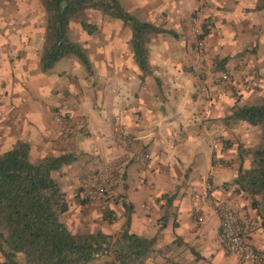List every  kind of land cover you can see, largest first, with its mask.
<instances>
[{"label":"crops","instance_id":"1","mask_svg":"<svg viewBox=\"0 0 264 264\" xmlns=\"http://www.w3.org/2000/svg\"><path fill=\"white\" fill-rule=\"evenodd\" d=\"M255 1L125 0V9L119 0L138 20L170 29L175 38L184 33L186 40L177 47L161 44L167 34L151 36L147 44L151 75L142 80L125 43L115 46L103 41L96 47L95 59L89 60L93 76L87 72L82 76L84 68L78 72L80 64L69 56L58 60L67 63V69L54 73L52 67L43 73L37 52L35 64L16 67L22 75L31 69L37 76L34 99L28 107L9 102V120L0 122V140L9 146L0 152L20 140L28 144L31 159L73 153L74 161L51 174L73 207L81 206L69 198L82 196L85 174L103 163L113 164L114 185L100 204L112 211L115 220L108 223L98 213L97 227L105 234L119 232L124 222L122 204H129L128 232L154 239L143 264H152L150 255L164 248L154 264H247L220 245L217 204L233 208L247 243L264 249V227L248 200L230 184L240 165L249 166L248 159H239L230 137H236L237 122L247 125L228 118L232 105L252 103L264 95V50L257 54L258 48H264V10H254ZM192 15L204 33L200 63L183 26ZM12 51L16 62L25 63L24 52L19 54L18 47ZM224 56L223 69H215L214 58ZM10 58L1 56L0 62L4 59L8 64ZM7 69H12L10 63ZM222 74L227 81L219 84ZM234 86L240 90L236 97ZM57 113L70 115L72 135L58 129ZM10 128L14 131L8 135ZM122 132L148 152L147 160L129 159L117 141ZM224 159L226 167L221 165ZM168 249L171 255L165 253Z\"/></svg>","mask_w":264,"mask_h":264},{"label":"trees","instance_id":"2","mask_svg":"<svg viewBox=\"0 0 264 264\" xmlns=\"http://www.w3.org/2000/svg\"><path fill=\"white\" fill-rule=\"evenodd\" d=\"M44 13V44L38 54L39 70L47 73L65 56H73L87 73L90 61L84 47L70 39L71 21L85 11L98 12L123 24L129 31L126 44L139 71V79L151 75L147 44L153 35L170 34L151 22L140 21L121 7L119 0H36ZM254 10H264V0H256ZM78 26L85 34L95 32L97 26L86 18H80ZM204 35V33H203ZM227 56L215 62V69L222 70ZM157 81V80H156ZM233 121L245 122L258 129L254 146H237L239 159L249 160V166L241 165L231 179L233 190L248 200L255 211L259 225L264 227V99L252 103L236 104L228 116ZM226 142V141H225ZM75 160L73 153L57 156L45 155L31 159L26 142L16 140L0 152V256L2 264H87L109 251L110 234L71 232L61 221L70 204L52 172ZM79 204L91 201L87 196ZM170 200V197L167 198ZM124 222L120 227L113 250L117 264H143L153 249V238L129 233V204H122ZM102 219L110 223L113 213L105 208ZM167 264H175L167 262Z\"/></svg>","mask_w":264,"mask_h":264},{"label":"rangeland","instance_id":"3","mask_svg":"<svg viewBox=\"0 0 264 264\" xmlns=\"http://www.w3.org/2000/svg\"><path fill=\"white\" fill-rule=\"evenodd\" d=\"M121 4L125 9H128L126 7L127 3L125 2V0H121ZM80 18H86L96 24L97 29L93 34L87 35L85 34V32L80 30L77 22ZM115 21L117 20L110 18L108 16H104L98 12L85 11L81 13L79 16H76L71 21L68 34L71 40L77 41L84 47L88 59L93 61L96 55V47L98 45H101L103 41L106 42L108 45H115V46L120 45L122 43L126 44V39L128 37L125 31L126 29L123 26V24L119 21L117 22L122 24L121 26H123V28H121L120 26L115 27L114 26ZM183 26L187 30L185 26V21H183ZM101 30L103 34L101 33ZM122 38H123V42L122 41L120 42ZM44 39H45L44 13L42 12L36 0H0V58L1 56L4 57L9 56V58L11 56L9 63L11 64L12 67V69L8 70L7 68L9 63L7 64V62L4 59L2 63L0 62L1 63L0 122L1 121L6 122L7 120H9L8 118L10 115L9 110L10 107L12 106V104L9 102H14L15 106L16 105L21 106L23 104L24 106L28 107L31 105L32 103L31 100L34 99V97H32V94L34 93L33 89H34V85L36 84L35 81H37V76H35V74L33 76V71L31 69H29L28 71L26 69L24 71L25 72L24 75H22V73L19 72V70H16V67L20 65L27 67L29 63L35 64V56H37V52L38 53L40 52L41 47L45 41ZM185 40H186V35L184 33L182 35H179L177 38L167 34L166 36H164V39L161 41V44L162 45L168 44L170 46L179 47L184 43ZM212 40H216V38L213 37ZM189 44L191 45V47H193L192 39H190ZM14 47H18L19 54L24 52L25 63L16 62L15 60L16 57H12L14 53L10 55L11 54L10 52L14 50ZM204 47H205V41L202 49L203 53H204ZM260 48H258L257 54H260L261 50L263 52L264 48L263 47ZM25 51H30V52L33 51V53H31L32 56L31 54H29L30 52L26 53ZM69 57L75 60L73 56H69ZM214 62H217L216 58H214ZM61 63L62 62L60 61L59 63L55 64L52 70L50 71L51 72L53 71L54 73H60L62 70L67 69V63L66 64L65 63L61 64ZM80 66L81 67L78 72L82 71L83 66L81 64ZM92 72L93 71L89 73V76H93ZM13 73L15 76L12 75ZM74 73L76 77H80L77 74V71H75ZM194 73L199 74V71H195ZM16 74L19 75L16 76ZM83 74L87 76L85 69H84V73H82V76ZM258 76L260 77L259 73ZM13 84H19L20 86L17 85L18 88L14 89L15 86L13 87ZM226 84L225 86H227ZM235 88L236 87L234 86L232 89L234 97H236L238 94L237 92L240 91L238 89L236 90ZM15 91L19 93L16 94ZM260 99H264V95L262 96V98H259V100ZM247 103H243V104H247ZM17 109H18L17 111L20 110V108ZM234 128L237 130V132H235L236 137L232 135L230 136L231 140L234 141L233 142L234 146L251 147L256 144L258 140L257 128L255 127L252 128L249 127L248 125H245L244 123H238V122L234 125ZM13 131L14 128L8 129L7 130V133L9 132L8 135H11ZM241 139L246 140L245 142L246 145L244 142H241ZM5 146L8 147L9 142L4 141L3 139L0 140V151ZM225 162H227V159H224V161H222L221 164L222 167L223 166L226 167ZM81 198L83 197L79 196L78 194H75L71 196L69 200L79 205L78 200H81ZM80 205L81 206L73 207L70 204L68 210L60 215L61 221H63V223L71 232L84 233V232L97 231L98 230L97 224L99 222V216H97V214L101 213L102 215L103 210L105 208H102L103 205H101L100 203L94 202L92 200L90 203L87 202L85 204H80ZM112 218L113 220H115V216ZM117 235L118 233L116 232L110 234V240H109L110 247L108 248L109 251H107L102 256L98 257L99 259H96V261L92 260L87 264H100L101 262H104V264H117L113 255V250L118 247V245L114 243V240L117 237ZM163 251L150 255L152 256V258L150 259L152 264L155 263L156 259L160 258L159 256L161 253H163ZM165 253H169L170 255L172 254L170 249H168V251L166 250ZM172 256L175 255L173 254Z\"/></svg>","mask_w":264,"mask_h":264},{"label":"built area","instance_id":"4","mask_svg":"<svg viewBox=\"0 0 264 264\" xmlns=\"http://www.w3.org/2000/svg\"><path fill=\"white\" fill-rule=\"evenodd\" d=\"M185 26L191 36L193 49L196 59L200 63L203 59L204 35L202 27L195 15L188 17ZM197 70V69H195ZM227 81V75L222 74L219 77V84ZM54 120L59 126V130L66 135H72L71 119L67 113H57ZM118 144L125 148L129 153V159L133 161L147 160L148 152L142 150L137 141L126 133H120L117 137ZM211 146L216 147V142L212 141ZM114 185L113 165L111 163H103L94 170L86 173L81 183L82 195L87 196L94 202L101 203L109 195ZM206 189H210L205 184ZM193 197H197L194 194ZM217 212L219 216L218 241L223 250L227 253L235 255L238 259L247 264H264V249L259 250L251 247L243 236V232L237 225L236 213L233 208L223 203L217 204ZM200 220V218H196Z\"/></svg>","mask_w":264,"mask_h":264}]
</instances>
